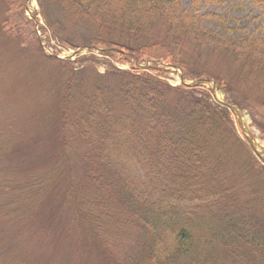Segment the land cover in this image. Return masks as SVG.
I'll return each mask as SVG.
<instances>
[{
  "label": "trees",
  "instance_id": "16d2710c",
  "mask_svg": "<svg viewBox=\"0 0 264 264\" xmlns=\"http://www.w3.org/2000/svg\"><path fill=\"white\" fill-rule=\"evenodd\" d=\"M38 1L51 27L54 6L59 25L86 30L82 43L150 66L109 62L100 72L96 57L80 67L56 60L66 74L62 154L27 194L36 198L64 176L75 223L110 264H264V165L210 89L173 86L159 66L244 94L249 83L264 84V22L258 33L226 35L205 24L215 18L232 30L201 13L199 3L212 0ZM252 1L264 16V0ZM0 12L2 30L19 40L31 23L25 0H0ZM216 53L230 57L235 73H210L205 56Z\"/></svg>",
  "mask_w": 264,
  "mask_h": 264
},
{
  "label": "rangeland",
  "instance_id": "374dc122",
  "mask_svg": "<svg viewBox=\"0 0 264 264\" xmlns=\"http://www.w3.org/2000/svg\"><path fill=\"white\" fill-rule=\"evenodd\" d=\"M181 1L189 6L190 0ZM199 5L201 13H214L224 19L225 26L232 30L221 28L215 18L207 19L206 25L219 28L226 35H248L262 30L263 10L252 0H212ZM50 11V19L55 24L52 27L39 1L28 0L27 14L35 19H31L29 28L22 27L21 38L7 37L0 29V262L110 264L104 262V253L93 236L74 223V208L67 201L68 185L64 176L53 181L35 200L14 204L24 193L20 192L21 186L53 169L62 154L58 118L66 74L57 65V59L45 52L72 51L67 58L76 65L83 58L85 64L96 57L101 59L98 64L101 72L109 62L124 69L138 65L122 61L117 55L104 54L98 46L88 47L81 42L86 36L83 27L59 25L57 16L62 17L63 13L54 6ZM162 31L161 25L158 32ZM66 38L73 39V43L79 39L77 42L81 44L73 47ZM205 59L211 74L236 71L226 54L206 55ZM181 73V69L170 67L162 75L172 84H180ZM195 82H203L218 101L226 103L239 136L256 154L258 150L264 152V84L251 82L243 94L239 90L227 92L208 78ZM245 129L251 131L253 141Z\"/></svg>",
  "mask_w": 264,
  "mask_h": 264
},
{
  "label": "water",
  "instance_id": "95a60500",
  "mask_svg": "<svg viewBox=\"0 0 264 264\" xmlns=\"http://www.w3.org/2000/svg\"><path fill=\"white\" fill-rule=\"evenodd\" d=\"M234 110H236V108H234ZM238 111V110H237ZM238 113H239V111H238ZM240 114V113H239Z\"/></svg>",
  "mask_w": 264,
  "mask_h": 264
}]
</instances>
